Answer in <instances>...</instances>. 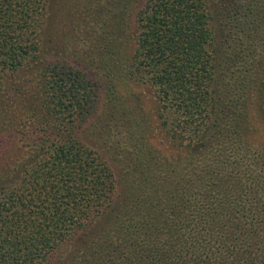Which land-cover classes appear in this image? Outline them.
I'll return each mask as SVG.
<instances>
[{
    "label": "trees",
    "instance_id": "trees-1",
    "mask_svg": "<svg viewBox=\"0 0 264 264\" xmlns=\"http://www.w3.org/2000/svg\"><path fill=\"white\" fill-rule=\"evenodd\" d=\"M89 2L0 0V264H264V0Z\"/></svg>",
    "mask_w": 264,
    "mask_h": 264
},
{
    "label": "rangeland",
    "instance_id": "rangeland-1",
    "mask_svg": "<svg viewBox=\"0 0 264 264\" xmlns=\"http://www.w3.org/2000/svg\"><path fill=\"white\" fill-rule=\"evenodd\" d=\"M92 4L96 8V4L89 2V0H48L44 24L45 35L48 39L47 44L53 47L55 51H67L75 56H85L84 50L88 46L93 45L94 47L99 42V40L94 39L96 35H99V24L97 23L99 17L94 16L92 11L84 9V6L89 7ZM120 89L122 90L123 87ZM128 90L139 98L143 111L153 119L152 125L156 123L152 91L146 86L135 83L129 84ZM115 132L121 134L122 130L120 132L118 128L115 129ZM263 138L261 136V139ZM151 143L162 154L169 155L177 152L175 147L163 139L159 130L155 131Z\"/></svg>",
    "mask_w": 264,
    "mask_h": 264
}]
</instances>
